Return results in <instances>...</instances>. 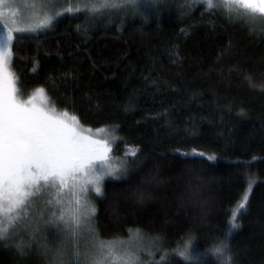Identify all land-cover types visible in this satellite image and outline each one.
<instances>
[{"label": "trees", "instance_id": "1", "mask_svg": "<svg viewBox=\"0 0 264 264\" xmlns=\"http://www.w3.org/2000/svg\"><path fill=\"white\" fill-rule=\"evenodd\" d=\"M60 2L57 11L75 6ZM14 35L30 37L13 42L21 92L44 87L82 127L105 129L110 161L128 162L124 175L105 178L102 195L89 193L98 242L137 237L150 254L139 264H182L173 249L184 243L213 264H264V17L139 0L135 11L96 21L65 12L46 30ZM41 229L60 243L52 226ZM221 239L230 249L222 258L212 255ZM0 264L45 262L5 240Z\"/></svg>", "mask_w": 264, "mask_h": 264}, {"label": "snow or ice", "instance_id": "2", "mask_svg": "<svg viewBox=\"0 0 264 264\" xmlns=\"http://www.w3.org/2000/svg\"><path fill=\"white\" fill-rule=\"evenodd\" d=\"M6 2L0 0V9ZM72 2L74 7L61 12L49 9L46 6L49 0H40L41 8L36 14L42 18L36 23L9 27L7 32L0 27V241L13 240L21 255L35 253L45 264H137L139 257L125 247L123 240L96 242L98 236L93 220L96 209L89 195L90 192L102 195L105 178L118 179L124 175L128 162L121 160L116 165L110 161L109 140L98 138L99 133L94 136L91 128L82 127L77 115L58 110L44 87L36 88L30 96L21 92L22 85L12 67L13 42L30 38L14 33L34 34L46 30L65 12H83L85 19L96 21L116 13L135 11L139 0ZM195 2L205 6L206 11L223 9L229 18H233V13L253 20L257 16L264 17V0ZM4 19L5 12L0 10V22ZM127 155L135 156L136 152L133 150ZM198 155L204 156V153ZM250 193L251 184L232 214L227 234L238 227L236 215L245 208ZM40 201L45 208L39 217L29 221L30 209ZM41 222L55 229L53 235L60 238L59 244L53 246L40 236ZM21 231L29 233L27 241L23 238L17 241ZM228 251L226 239L213 242V256L222 258ZM173 254L181 258L182 264L184 261L213 264L205 260L206 253L191 247L190 243L177 245Z\"/></svg>", "mask_w": 264, "mask_h": 264}, {"label": "rangeland", "instance_id": "3", "mask_svg": "<svg viewBox=\"0 0 264 264\" xmlns=\"http://www.w3.org/2000/svg\"><path fill=\"white\" fill-rule=\"evenodd\" d=\"M72 0H62L61 3L60 0H49V3L46 5L49 9H53L56 7L55 4H67ZM41 8L40 0H7L6 4L3 6L2 9L5 12V19L4 21L0 22V27L4 28V31L7 32L9 27H26L29 24L36 23L39 19L42 18V16L36 14L37 10ZM67 8V7H66ZM40 31V30H39ZM97 133H99V137L101 139L107 138L109 140V135L106 132H93V135L95 136ZM110 160V159H109ZM35 208L36 210H34ZM45 208V205L43 204V201L38 202V204L33 205L32 209V216L33 217H39L40 212ZM30 209V210H31ZM34 211V212H33ZM30 215V216H31ZM32 217V218H33ZM42 223V222H41ZM85 240L88 239L87 234H85L84 237ZM98 243V241H96ZM125 247H129L131 251L133 252L134 256H142L147 255L150 256L149 252L145 250L144 246L138 245V239L137 237L133 236L130 238L126 243ZM135 252V253H134ZM139 260L137 261V264H139Z\"/></svg>", "mask_w": 264, "mask_h": 264}]
</instances>
